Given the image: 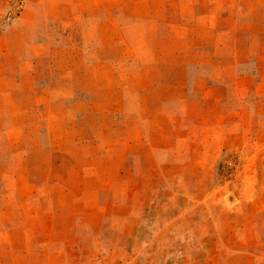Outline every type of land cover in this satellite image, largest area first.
<instances>
[{
  "label": "rangeland",
  "instance_id": "1",
  "mask_svg": "<svg viewBox=\"0 0 264 264\" xmlns=\"http://www.w3.org/2000/svg\"><path fill=\"white\" fill-rule=\"evenodd\" d=\"M0 264H264V0H0Z\"/></svg>",
  "mask_w": 264,
  "mask_h": 264
}]
</instances>
